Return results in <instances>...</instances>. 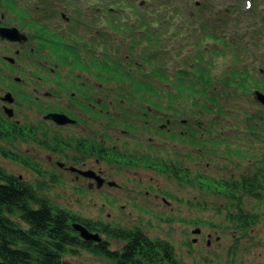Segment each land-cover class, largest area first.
I'll use <instances>...</instances> for the list:
<instances>
[{
  "label": "flooded vegetation",
  "instance_id": "af4514ba",
  "mask_svg": "<svg viewBox=\"0 0 264 264\" xmlns=\"http://www.w3.org/2000/svg\"><path fill=\"white\" fill-rule=\"evenodd\" d=\"M111 11V0H0V31L12 32L0 33V76L10 74L0 94L8 141H23L29 158L33 147L47 152L89 190L100 191L96 178L81 172L101 175V190L148 195L151 185L112 176L155 174L142 160H155L158 129L179 142L171 143L169 165L184 173L178 186L203 195L197 206L208 205L207 194L219 207L263 206L264 15L249 22L205 16L199 38L185 32L184 41L195 44L189 59H196L186 72L194 67L206 92L198 101L188 95L164 104L155 102V23L112 20Z\"/></svg>",
  "mask_w": 264,
  "mask_h": 264
},
{
  "label": "rangeland",
  "instance_id": "374dc122",
  "mask_svg": "<svg viewBox=\"0 0 264 264\" xmlns=\"http://www.w3.org/2000/svg\"><path fill=\"white\" fill-rule=\"evenodd\" d=\"M140 1L137 0L134 5L139 6ZM197 1L212 6L204 14V17L207 16L208 18L216 16L214 13L215 7H221L222 11H226V8L235 5L239 6L237 12L238 18L241 19L239 22H249L252 17L257 18L258 15H264V11H261L264 8V0H251L252 5L250 8L247 4V1L250 0H189L190 7L186 11V17L189 16L190 10L199 14L195 7ZM176 5L183 6L185 3L177 0ZM145 7L154 14H147L153 21H155V8H159L160 11L167 10L164 6L159 7L157 3L154 4L152 0H146ZM198 16H193L195 24H197ZM208 36L211 38L210 35ZM210 41L214 42L213 39H210ZM187 50L188 48L177 57L172 55L170 51H166L170 55L164 57L161 63L170 77H179L177 65L184 59ZM7 75H10L7 70L1 73L0 94L3 92L2 89H7L10 83L4 80ZM170 80L167 83L155 81V86L163 91L160 98L155 96V102L167 103L170 101L169 94H175V90L171 87H174L177 81ZM176 95L178 101L185 102L188 94L185 93L181 98L177 92ZM215 116L217 115H206L207 118H214ZM171 143L178 145L179 142H170L167 139V134L164 136L155 131L157 151H162L164 148V150L170 151L172 149ZM0 145L25 159L31 160L45 175L38 174L32 168L1 155L0 166L35 186L43 185L45 196L61 208L87 219L111 223L113 226L120 225L130 229L139 226L150 237L169 241L173 245L178 258L187 264H264V205L245 206L248 211L256 214L259 220L256 225L249 229L234 230L229 222H226L228 211L224 208L225 206H222V213L217 214L216 210L221 201L215 200L213 196L207 194L205 196L208 199V205L205 207L197 206L196 203L203 197V195H200V191L185 189L175 182L167 180L165 176L149 172L136 174L128 172L126 174L117 173L112 177L117 179L119 184L136 182L131 181L136 179L144 185H151L152 189L155 188L169 193L178 200L173 201L162 196L160 192L151 189L148 195H146L147 190L143 189L126 191L104 187L100 191L96 189L89 190L86 183L75 181L71 173H64L54 164H51L48 153L37 150L38 147H33L31 158H29L25 152L23 141L19 140L15 143L2 142ZM128 185L132 187V184ZM138 191H141V193ZM155 194L158 195L157 198ZM163 197L169 203L165 202ZM193 197L197 198L193 199ZM197 219H201L203 222H211L212 226L196 225L194 222ZM197 228L202 231L199 235L193 234V231ZM193 239H197V242L193 243ZM110 241L113 250L120 249L124 244L115 240ZM208 241H210V245H208ZM64 261L68 264L108 263L105 258L83 250L79 254L65 256Z\"/></svg>",
  "mask_w": 264,
  "mask_h": 264
},
{
  "label": "trees",
  "instance_id": "16d2710c",
  "mask_svg": "<svg viewBox=\"0 0 264 264\" xmlns=\"http://www.w3.org/2000/svg\"><path fill=\"white\" fill-rule=\"evenodd\" d=\"M155 3L169 11H160L159 8H155V22L161 23V33L155 36V80L167 82L169 76L161 61L170 55L166 53L167 50L170 51V46L172 50L174 49L169 43V38L164 39L169 32L166 22L167 17L173 13L169 10L173 3L172 0H155ZM122 6L125 4L117 5L118 9ZM175 13L177 14L178 11ZM182 76L188 75L182 73ZM177 82L181 96L187 88L180 78ZM189 88L193 95L202 93L191 86ZM157 95L162 94L155 91V96ZM172 100L177 98H171L170 101ZM9 130L8 124H0V143L8 140ZM157 149L155 147V160L151 157L143 158L144 166L155 169L156 174L181 184L184 173L173 172L169 165L168 150L164 148L162 151H157ZM0 155L32 168L38 174L45 175L37 168V165L31 164L19 154L12 153L1 145ZM129 159L140 160L137 157ZM43 188V185L35 186L0 166V260L2 262L6 264H68L64 261L65 256L76 255L83 250L105 258L108 261L107 264H186L178 258L169 241L151 238L137 227L131 229L121 226L113 227L110 223L84 218L50 201L44 195ZM211 191L216 192L214 189ZM166 196L177 200L175 196L168 193ZM224 208L228 211L226 222H229L234 230L243 231L257 224L258 219L243 206H225ZM221 209L222 207L217 209L219 215L222 213ZM75 223L81 224L91 233L96 234L99 241L81 239L79 233L73 229ZM194 224L212 226L211 222L203 221H196ZM110 240L123 242L124 245L120 249L113 250Z\"/></svg>",
  "mask_w": 264,
  "mask_h": 264
},
{
  "label": "water",
  "instance_id": "95a60500",
  "mask_svg": "<svg viewBox=\"0 0 264 264\" xmlns=\"http://www.w3.org/2000/svg\"><path fill=\"white\" fill-rule=\"evenodd\" d=\"M1 35L3 37H8V38H11L12 36V32L10 30H1ZM261 95V94H259ZM261 97H263V102H264V96L261 95ZM10 98V95L7 96V98L5 100H11L9 99ZM59 124H61V120L62 119H65L67 121H69L68 118L64 117V116H54L53 117ZM81 174H83L84 176L86 177H89V178H96L97 179V187L98 188H101L103 186V183H104V180H102L101 178H99L97 176V174L93 173V172H81ZM115 183H111V186H114ZM74 228L80 232V236L84 239V240H93V241H99V238L96 234H92L90 233L84 226H82L81 224H74ZM201 230L200 229H196L194 231V233H200ZM0 264H6L4 262H2L0 260Z\"/></svg>",
  "mask_w": 264,
  "mask_h": 264
}]
</instances>
